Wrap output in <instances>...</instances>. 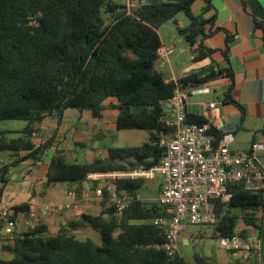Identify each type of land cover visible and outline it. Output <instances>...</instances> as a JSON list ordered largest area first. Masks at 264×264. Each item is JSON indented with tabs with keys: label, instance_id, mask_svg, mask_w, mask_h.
Returning <instances> with one entry per match:
<instances>
[{
	"label": "trees",
	"instance_id": "obj_1",
	"mask_svg": "<svg viewBox=\"0 0 264 264\" xmlns=\"http://www.w3.org/2000/svg\"><path fill=\"white\" fill-rule=\"evenodd\" d=\"M128 1L135 5L128 8L118 0H0V121L26 122L17 131L23 137L7 139L10 132H0V152H9L0 167V197L11 168L27 160L40 162L51 147L53 138L37 145L31 141L36 126L49 117L59 120L67 110L87 112L96 119L105 111H114L117 130H146L149 135L140 146L110 147L105 157L89 163L69 162L63 151L56 150L46 167V182L74 184L79 191V186L89 181V174L145 171L157 164L162 153L158 140L170 132L162 120L163 104L173 96L175 87L159 67L157 51L162 44L158 29L183 12L190 22L177 32L196 51L194 61L210 58L216 51L204 41L220 29L214 26L212 0ZM196 1L204 3L198 14L192 12ZM245 4L264 45V9L258 0H245ZM228 40L220 51L222 64L211 61L176 82L190 90L228 79L223 102L240 107L230 96L234 80ZM186 119L205 124L187 113ZM211 133L217 139L224 135L215 134L212 128ZM145 179L113 181L117 197L126 201L119 214L110 201L107 184L92 181L94 193L101 187L98 214L83 213L53 235L45 224H36L14 233L11 241L0 240V250L11 255L0 259V264H189L179 251L171 257L161 248L165 227L153 220L168 218V213L158 199H141L139 190ZM227 192L230 199L217 203L214 223L202 225L211 226L209 235L217 239L235 235L239 221L254 226L258 213L264 210L263 195L246 190L241 182L229 185ZM11 209L16 217L28 212L29 205ZM80 228L95 232L98 243L76 235L74 231ZM258 230L262 231L260 226ZM193 264L208 262L195 258Z\"/></svg>",
	"mask_w": 264,
	"mask_h": 264
},
{
	"label": "crops",
	"instance_id": "obj_2",
	"mask_svg": "<svg viewBox=\"0 0 264 264\" xmlns=\"http://www.w3.org/2000/svg\"><path fill=\"white\" fill-rule=\"evenodd\" d=\"M258 1L264 9V0ZM203 4L202 1H196L192 10L197 6L199 13ZM212 6L216 13L214 26L220 30L204 43L216 51L210 58L201 62L204 66H208L211 61L218 65L222 64L223 56L220 51L225 48L226 38L229 37L227 56L234 80L230 96L241 108L231 102H223L229 81L221 78L197 88L202 92L189 97L186 113L203 119L215 134H232L233 141L229 144L231 151H248L252 142L264 143V45L260 33L253 29L252 18L244 11L241 0H212ZM161 46L167 49L164 45ZM165 63L170 67L168 55L161 69ZM192 68L198 66L185 71ZM166 76L175 81L184 75L177 76L172 72ZM210 104L214 106L209 107ZM115 116L114 111H105L100 119H96L87 112L67 110L59 120L54 116L44 119L36 126L37 133L29 138L36 145L53 138L48 150L52 151V155L56 150L63 151L69 162H77L76 159L84 152H88L89 160L79 163H89L94 158L105 157L110 147L117 146ZM255 158L264 175V152L256 153ZM6 159L0 161V167ZM46 167L43 158L38 163L27 160L11 168L6 175L7 182L0 197V207L12 208L22 203L29 205L28 212L18 213L16 216L15 234L36 225L38 210L46 203L69 204L68 208L61 211H56L53 207L50 209L45 225L48 233L52 235L83 213L96 215L101 211L100 198L92 190L91 180L82 183L79 191L74 184L48 183L45 179ZM158 176L159 180L156 175L152 179H147L156 185V197L152 198L144 193L145 197L140 195L143 201H157L163 182L161 175ZM71 190L75 192L73 198L68 195ZM257 217L254 226L239 221L236 233L244 232L250 237L258 235V226L262 230L264 228V210H261ZM88 231L87 228H80L74 233L83 236ZM180 240L184 244L189 242L182 235ZM230 254L236 257L235 261L238 260L242 264H256L253 259H245L239 253Z\"/></svg>",
	"mask_w": 264,
	"mask_h": 264
},
{
	"label": "built area",
	"instance_id": "obj_3",
	"mask_svg": "<svg viewBox=\"0 0 264 264\" xmlns=\"http://www.w3.org/2000/svg\"><path fill=\"white\" fill-rule=\"evenodd\" d=\"M168 52L162 46L158 49L159 67L162 68ZM176 81L173 96L163 104L165 116L162 120L170 132L158 140L162 153L157 164L145 171L137 169L87 176L91 181L100 180L101 186L107 184L110 201L115 203L119 214L126 201L117 197L112 186L115 179H152L156 173L160 174L163 182L158 201L166 207L168 218H155L153 223L165 227V241L161 248L171 257L179 251L178 242L187 228L186 224L202 226L214 223L217 203H226L230 199L227 192L229 185L241 182L246 190L264 197V175L255 158L256 153L264 152V143L252 142L248 151H231L229 144L233 141L232 134L226 133L217 139L211 133L209 124L188 122L186 104L189 97L202 90H184ZM100 188L95 191L97 197H100ZM68 195L73 198L75 192L71 190ZM52 207L61 211L69 204H43L38 210L35 224H45ZM15 228L16 217L12 209L0 207V240L11 241ZM218 245L224 252L239 253L245 259H253L256 264H264V228L256 236L236 233L230 237H219Z\"/></svg>",
	"mask_w": 264,
	"mask_h": 264
},
{
	"label": "rangeland",
	"instance_id": "obj_4",
	"mask_svg": "<svg viewBox=\"0 0 264 264\" xmlns=\"http://www.w3.org/2000/svg\"><path fill=\"white\" fill-rule=\"evenodd\" d=\"M119 2L125 3L127 7H133L135 3H130L128 0H118ZM197 6L193 8L192 12L194 14L198 13ZM190 20L184 15L183 12L177 13L172 19L165 22L159 29V37L161 44L167 47L169 54L168 59L170 60V67L168 64H164V68L161 69L166 75H171L172 72L177 76L185 75L192 71L200 70L206 66L202 65L201 61H194L193 57L196 54L195 50H192L189 44L178 34V27H185L189 24ZM192 68L188 71L186 69ZM26 126V122L22 120H6L0 121V132L9 131L6 134L7 139H16L18 137H23L24 135L18 133ZM116 144L118 147H137L143 142L147 141L148 131L146 130H116ZM9 152H0V161L8 157ZM43 156V163L48 164L52 156V151L47 150ZM89 153L84 152L80 158L76 159L77 162H83L88 159ZM71 160V159H70ZM156 178L159 180V176L156 173ZM156 181V180H155ZM65 184V182H60ZM139 193L141 196L145 197L144 193L150 195V197H156V185L145 179L143 186L140 188ZM187 228L182 233V237L189 240L187 244H184L182 240L179 241L178 249L179 254L188 263L195 262V258H205L208 264H226L227 262H235L236 257L232 256L230 253L224 252L219 248L218 239L210 236L212 231L211 226H193L186 224ZM205 232L206 234H201ZM199 233L202 236H195L194 234ZM80 238L88 237L91 238L95 243H98V236L95 232L89 229V231ZM10 254L5 252H0V259H9Z\"/></svg>",
	"mask_w": 264,
	"mask_h": 264
},
{
	"label": "water",
	"instance_id": "obj_5",
	"mask_svg": "<svg viewBox=\"0 0 264 264\" xmlns=\"http://www.w3.org/2000/svg\"><path fill=\"white\" fill-rule=\"evenodd\" d=\"M241 2H242V5H243V9H244V11H245L248 15H250V13L248 12V10H247V8H246L245 0H241ZM250 17H251V18H254L252 15H250ZM263 23H264V21H263Z\"/></svg>",
	"mask_w": 264,
	"mask_h": 264
}]
</instances>
